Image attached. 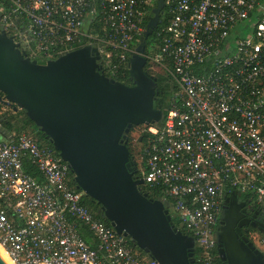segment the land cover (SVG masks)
I'll use <instances>...</instances> for the list:
<instances>
[{
	"label": "built area",
	"instance_id": "2783aa9c",
	"mask_svg": "<svg viewBox=\"0 0 264 264\" xmlns=\"http://www.w3.org/2000/svg\"><path fill=\"white\" fill-rule=\"evenodd\" d=\"M156 3L0 0V31L46 59L97 46L112 77L128 69ZM165 8L159 50L145 56L168 75L173 96L161 122L145 125L131 163L143 185L161 192L177 229L191 232L194 261L218 264L223 196L250 193L264 207V0H165ZM72 179L52 145L27 134L0 139V246L14 264H158L95 216ZM252 242L264 255V239Z\"/></svg>",
	"mask_w": 264,
	"mask_h": 264
},
{
	"label": "water",
	"instance_id": "95a60500",
	"mask_svg": "<svg viewBox=\"0 0 264 264\" xmlns=\"http://www.w3.org/2000/svg\"><path fill=\"white\" fill-rule=\"evenodd\" d=\"M164 7L165 0H157L128 60L131 85L104 73L97 46L34 59L0 31V103L25 111L67 163L75 188L98 205L118 234L158 264H196L194 238L177 229L162 200L140 190L143 180L134 175L125 142L133 126L159 123L163 117L155 100L156 78L145 70V52ZM240 198L234 191L224 199L218 255L222 264H264L262 252L240 230L237 209L247 204ZM0 264H6L1 257Z\"/></svg>",
	"mask_w": 264,
	"mask_h": 264
},
{
	"label": "trees",
	"instance_id": "16d2710c",
	"mask_svg": "<svg viewBox=\"0 0 264 264\" xmlns=\"http://www.w3.org/2000/svg\"><path fill=\"white\" fill-rule=\"evenodd\" d=\"M169 19H170V14L167 12V8H165L163 10V14L161 15V20H162L161 26L166 25ZM147 21L148 18L146 19L144 25H146ZM160 27L155 28L153 30V33L146 40L147 55L156 53L159 50L160 41L157 40L156 38V32ZM137 44L138 42L134 43V48L137 46ZM82 45L83 44H75L73 47L77 48ZM22 49L25 50L27 55L31 56L32 58L40 59L36 56H32L27 48H22ZM41 59H46V57L43 56ZM145 70L156 78L157 94L155 96V100L157 104L160 105L163 111V116H165L166 109L170 103V100L172 99L173 90H174L172 83L169 81L170 78L165 72L156 70L155 66H153L150 62H148V64L146 65ZM105 74L108 75L107 72H105ZM128 75H129L128 69L121 68L112 76V78L119 80L127 85H131ZM21 134H27L32 138L36 139L40 143L48 144L49 146L52 145L49 142V140L45 138V136L38 130V128L34 125V123L27 117L23 109H14L13 105H4L0 103V139L7 140L11 138H16ZM148 135L149 134L147 133L146 129H144L140 135L142 141L145 142ZM128 149L131 151V148L128 147ZM24 169L26 172L30 173L33 177L39 178L37 170L29 162L26 161L24 163ZM70 186L75 188V183L73 179L72 182L70 183ZM139 188L142 192L147 193L150 198L156 199L161 197V192L159 190H154L145 185H141ZM241 195L245 200H250V201H252V198L254 197L253 194L250 193L241 194ZM83 203L95 214V216L101 217V215L98 213V205L93 203L90 198L84 197ZM172 223L175 226H177V221L175 219L172 220ZM185 233L191 235V232L186 231ZM82 236L86 241H90L91 236L87 231H83ZM128 242L129 245L134 250H137L141 254H145L141 250H139L129 238H128ZM197 255H198V249L196 248L194 252V258H196ZM195 263L202 264L200 262H195ZM218 264H222L221 260L218 261Z\"/></svg>",
	"mask_w": 264,
	"mask_h": 264
},
{
	"label": "flooded vegetation",
	"instance_id": "af4514ba",
	"mask_svg": "<svg viewBox=\"0 0 264 264\" xmlns=\"http://www.w3.org/2000/svg\"><path fill=\"white\" fill-rule=\"evenodd\" d=\"M136 127L137 126H133L125 138L126 145L129 148L131 147V140H132L131 134L136 129ZM137 142L140 145L143 142L140 136L137 137ZM130 152H132V150ZM133 165H132V167L134 168ZM226 196L227 195L223 196V199L221 200V203H220L221 211H220V215H219L218 220H217V225H216L217 230L220 227V219H221V214L224 210L223 209L224 199ZM242 201H247V204L243 207L239 206L237 209V214L240 215L238 217V223L242 224L240 226V230L242 231V233L244 235L248 236L250 238V240L254 239L255 237L257 238L258 236L259 237L264 236V207L258 206L256 204L252 203L250 200L249 201L245 200L241 195L239 202H242ZM231 203H232V200H229L226 202L225 206H228ZM243 209H245V211H243ZM231 220H233V219H231ZM253 234H256L257 236H253ZM215 247L217 249V232H216V236H215Z\"/></svg>",
	"mask_w": 264,
	"mask_h": 264
},
{
	"label": "rangeland",
	"instance_id": "374dc122",
	"mask_svg": "<svg viewBox=\"0 0 264 264\" xmlns=\"http://www.w3.org/2000/svg\"><path fill=\"white\" fill-rule=\"evenodd\" d=\"M26 44H20V47L21 48H24V46H25ZM133 47H134V44L132 45ZM25 48H26V46H25ZM44 55L43 54H41V53H37L36 54V57H38V58H42ZM146 127L144 126V125H139V126H137L136 127V129L133 131V133L131 134V136H132V140H131V150H132V152H134V156L137 158V156H138V154H137V152H138V150H139V148H140V144L137 142V137L138 136H140V134L142 133V131L145 129ZM253 236H257L256 234H253ZM257 238H260V239H264V236H258Z\"/></svg>",
	"mask_w": 264,
	"mask_h": 264
},
{
	"label": "bare ground",
	"instance_id": "6f19581e",
	"mask_svg": "<svg viewBox=\"0 0 264 264\" xmlns=\"http://www.w3.org/2000/svg\"><path fill=\"white\" fill-rule=\"evenodd\" d=\"M0 257L6 264H14L5 250L0 246Z\"/></svg>",
	"mask_w": 264,
	"mask_h": 264
}]
</instances>
